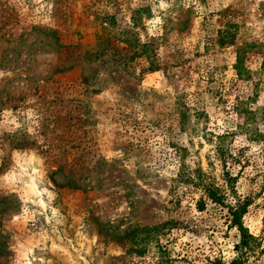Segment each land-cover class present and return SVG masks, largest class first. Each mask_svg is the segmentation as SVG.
Instances as JSON below:
<instances>
[{
  "label": "rangeland",
  "instance_id": "obj_1",
  "mask_svg": "<svg viewBox=\"0 0 264 264\" xmlns=\"http://www.w3.org/2000/svg\"><path fill=\"white\" fill-rule=\"evenodd\" d=\"M178 155L248 203L264 264V0H0V264H229L238 232Z\"/></svg>",
  "mask_w": 264,
  "mask_h": 264
},
{
  "label": "trees",
  "instance_id": "obj_2",
  "mask_svg": "<svg viewBox=\"0 0 264 264\" xmlns=\"http://www.w3.org/2000/svg\"><path fill=\"white\" fill-rule=\"evenodd\" d=\"M138 14V11H136ZM131 21L133 27L136 26L138 17L135 15L131 16ZM226 33L222 36L221 43L223 44V40L229 38L230 34ZM122 36L121 42H123L128 50L133 51V56L135 58L145 57L147 54V45L145 43H139L132 39V34L130 31H124L120 33ZM226 36V37H225ZM134 46L138 47L137 50H133ZM239 76V73H238ZM236 109H239V104L237 103ZM241 113H243V109H239ZM245 115H252L251 111L247 109L244 110ZM220 152V160L222 162V166L224 169V180L228 183L229 189H233L236 183L237 176H234L231 173V166L236 163V157L232 155L223 145H219L216 147ZM176 153H179L178 149H176ZM235 157V158H234ZM178 171L176 174L177 183L186 185L189 188H195L200 191V197L196 201V207L202 211L205 208L206 201L211 202L219 207L225 208L228 213L229 226L231 228H235L239 235V242L234 246V250L236 252V257L230 261L229 264H244L247 257L253 253L258 247L261 246L259 240L251 235L248 229L243 225V216L247 211L248 203L246 201L238 202L236 206H231L227 203V191L228 188L225 186H219L214 182L210 181L206 176L202 173L201 169L189 170L186 165L181 161L182 157L178 155ZM180 160V161H179ZM230 164V165H229ZM229 166V167H228ZM174 224L171 222H166L163 224H159L156 226H152L150 228L143 227L139 229L138 235H140L141 241L143 243L147 239H159L163 236L167 230H171ZM143 245L141 246V249Z\"/></svg>",
  "mask_w": 264,
  "mask_h": 264
}]
</instances>
